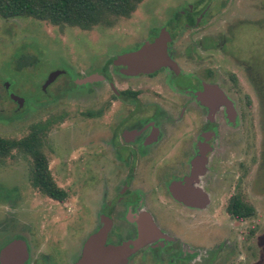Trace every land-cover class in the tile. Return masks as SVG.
I'll return each instance as SVG.
<instances>
[{"label":"flooded vegetation","instance_id":"flooded-vegetation-1","mask_svg":"<svg viewBox=\"0 0 264 264\" xmlns=\"http://www.w3.org/2000/svg\"><path fill=\"white\" fill-rule=\"evenodd\" d=\"M183 1L148 5L144 20L129 25V32L119 34L116 25L115 34L86 42L97 60L83 54L80 71L61 68L65 74L46 88L53 71L37 81L36 93L48 101L34 105L33 113L62 108L33 125L43 130L33 159L51 171L58 188L56 198L46 192L35 168L36 195L45 194L58 213L52 209L34 228H19L1 248L0 264H78L98 235L104 236L95 251L112 257L109 251L122 250L111 264L221 259L211 255V241L198 243L203 232L196 229L197 215L215 214L209 195L215 182L226 183L227 205L234 197L227 193L230 159L244 152L245 124L253 114L261 120L256 113L262 111L264 121V78L254 58L232 48V32L244 23L211 33L232 0ZM161 33H168L165 65L136 72L121 60ZM47 54L41 52L42 61ZM39 59L32 64L37 73ZM61 77L66 80L58 83ZM204 232L212 237L207 220ZM13 244L17 249L3 256Z\"/></svg>","mask_w":264,"mask_h":264},{"label":"rangeland","instance_id":"rangeland-1","mask_svg":"<svg viewBox=\"0 0 264 264\" xmlns=\"http://www.w3.org/2000/svg\"><path fill=\"white\" fill-rule=\"evenodd\" d=\"M159 2L167 5L168 0H145L130 19H121L116 24V31L119 34L129 32V25H138L144 20L145 7L150 4L151 7H158ZM183 2L181 0L180 3ZM127 20L135 23L125 22ZM219 20L222 22L211 31L215 35L224 34L235 21H239L240 26L244 23V26L232 32L235 38L232 48L237 56L254 58V66L260 68L264 78V0H232ZM253 21L261 24L245 25V22ZM113 34V26L83 31L69 26H54L33 18L5 20L0 17V137L21 139L30 133L33 125L55 118L62 109L61 105L33 113L34 105L48 101L45 94L36 93L37 81L46 73L61 68L73 67L80 71L83 54L93 60L98 59L93 51L94 46L86 42ZM41 52L48 53L43 61ZM36 56L40 58L41 73L32 71ZM64 80L66 77H61L58 83ZM6 84L9 88L5 87ZM13 94L25 99L23 108L20 109L12 101ZM70 99L69 103L75 101ZM258 115H261V120L253 116L245 124L244 152L230 159L229 168L232 172L227 184L229 197H241L255 209V216L245 221L232 219L226 211L227 186L220 181L219 184L215 182L209 191L213 201L210 210L215 214L197 215L199 224L196 229L203 232L197 241L199 244L211 241V255L215 261L217 256L221 258L215 264H264V121L262 111L256 113ZM32 175V159L28 154L13 152L10 157L0 161V250L10 242L19 228H34L38 217L48 214L52 209L55 214L58 213L59 206L56 203L45 194L36 195ZM212 175L214 177L215 172ZM206 220L208 232L211 229L213 233L210 239L204 232ZM196 248L204 249L202 246ZM202 255H205V250L198 253V256Z\"/></svg>","mask_w":264,"mask_h":264},{"label":"trees","instance_id":"trees-1","mask_svg":"<svg viewBox=\"0 0 264 264\" xmlns=\"http://www.w3.org/2000/svg\"><path fill=\"white\" fill-rule=\"evenodd\" d=\"M145 0H0V17L5 20L15 18H33L54 26H69L83 31L101 26H115L121 19L130 18ZM42 127L32 126L30 133L21 139L0 137V161L13 152L36 157L35 149L42 146ZM35 168L44 181V190L51 196L57 185L47 167L32 160V184L36 188ZM49 182V184H48ZM229 216L236 221H245L255 216V209L241 200L239 196L231 198L228 205Z\"/></svg>","mask_w":264,"mask_h":264},{"label":"water","instance_id":"water-1","mask_svg":"<svg viewBox=\"0 0 264 264\" xmlns=\"http://www.w3.org/2000/svg\"><path fill=\"white\" fill-rule=\"evenodd\" d=\"M166 35H168V33H161L160 39H158L154 44L146 45L135 53L124 55L121 60L131 62L134 68L133 70H135L136 72H153L159 69L160 67L165 65L167 61L165 47L166 41L164 40ZM63 74H65V71L63 70L51 72L45 84V88L52 84L59 76ZM5 87L9 88V85L6 84ZM11 99L18 104L20 109L23 108L25 99L20 98L14 94L11 95ZM102 236L98 235L96 237H93L89 241L86 247L85 257L78 264H111V261L114 259L113 255H119L122 252V250L119 249H112L111 252L109 251V254H111L112 257H108L107 254L103 256V253L95 251L93 248L96 247L99 241L103 238ZM16 249L17 245L15 244L8 246L3 251V256L4 254L12 253Z\"/></svg>","mask_w":264,"mask_h":264}]
</instances>
